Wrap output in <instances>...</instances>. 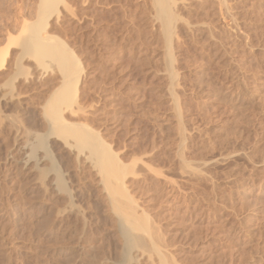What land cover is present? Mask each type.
Here are the masks:
<instances>
[{"label": "rangeland", "instance_id": "374dc122", "mask_svg": "<svg viewBox=\"0 0 264 264\" xmlns=\"http://www.w3.org/2000/svg\"><path fill=\"white\" fill-rule=\"evenodd\" d=\"M219 1L177 0L176 79L153 0H66L47 31L84 68L66 121L129 166L173 261L264 264V0ZM40 5L0 0V264H123L94 160L45 115L62 74L26 50ZM134 251L130 264H160Z\"/></svg>", "mask_w": 264, "mask_h": 264}, {"label": "bare ground", "instance_id": "6f19581e", "mask_svg": "<svg viewBox=\"0 0 264 264\" xmlns=\"http://www.w3.org/2000/svg\"><path fill=\"white\" fill-rule=\"evenodd\" d=\"M219 2L223 6L227 4L226 0H220ZM59 4L66 6L67 3L66 0H41L40 11L42 12L43 20L35 22L34 25L32 24L33 26H31L32 29L30 30L32 31V35L30 34V37L25 41L27 53L36 58L35 60H38L41 65L45 66L47 62L54 63L62 74V84L60 83L61 86L55 91L47 107H45L46 110H44L45 115L49 117L50 122L54 126L53 134H57L58 137L66 142L69 139L73 140L74 146L80 152L87 150L91 159L94 160L93 163L95 165L92 166L98 170V174L101 176V181L114 210L113 212L120 218L121 231L125 236L126 244V247L124 246L125 250L123 249L126 255L123 264H130L129 261H132L130 260V258L132 259L130 252L136 248L140 249L143 253H148L150 258L155 256L160 264H176L173 261L174 258L168 253V247L165 244L166 240L160 234L159 229L155 228L157 226H153L152 221H150L151 218H149V215H147L143 208L140 210L141 206L135 200L134 194L129 191L125 181L129 174V166L121 162L118 154L104 140L100 132L87 124L66 121L64 116L66 109L74 111L73 108L75 106L80 109L78 99L81 90L79 91V85L84 68L80 58L68 43L47 31V18L51 14L59 12ZM153 5L156 12V15H154L160 22V30L162 29L161 33H163L166 44L165 49H167L166 53L169 63L165 62L170 66V77L176 79L178 78V73L174 68L176 57L173 52V39L176 36V24L182 20L177 11L178 2L177 0H153ZM67 7L69 9V6ZM5 61H7L6 55H3L0 51V68L4 66ZM179 124L182 127L181 119ZM131 173L134 174L135 171H131Z\"/></svg>", "mask_w": 264, "mask_h": 264}]
</instances>
